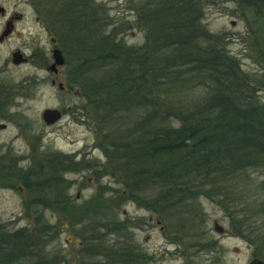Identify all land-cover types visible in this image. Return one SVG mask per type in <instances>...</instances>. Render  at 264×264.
I'll list each match as a JSON object with an SVG mask.
<instances>
[{
  "label": "rangeland",
  "instance_id": "1",
  "mask_svg": "<svg viewBox=\"0 0 264 264\" xmlns=\"http://www.w3.org/2000/svg\"><path fill=\"white\" fill-rule=\"evenodd\" d=\"M73 1L43 8L33 0H0L4 8L0 35L10 18L14 25L0 42V236H13V240L20 236L18 241L29 243L10 264H131L136 256L139 264H249L253 258L264 260L263 240L253 243L249 235L264 236V206L260 204L264 168H248L246 175L221 180L222 190L229 188L232 193L224 202L228 210L198 196L192 202L203 210L204 217L196 219V224L161 219L155 209L142 206L153 202L157 189L144 186L131 192L125 183L127 173L112 171L111 161L127 166L129 158L109 147L108 139L96 132L104 129L102 119L75 79L76 59L80 64L82 58L90 59L93 54H82L81 47L92 28L68 29V17L62 18ZM85 1L76 0L79 6ZM87 1H92L88 8L73 4L74 13L82 10L94 18L107 17L109 21L99 22L100 28L112 32L125 48L147 47L150 40L141 12L172 2ZM188 1L197 8L198 22L213 41L239 64L244 84L250 88L248 94L264 108V33L259 17L241 8L238 0ZM53 48L64 57L56 74L46 70L53 62ZM16 51L27 58L26 63L11 62ZM201 77L178 96L184 100L181 104L201 99L210 90L207 78ZM45 109L62 110L61 119L45 124L41 119ZM133 167L138 168L136 164ZM53 201L58 208L51 206ZM192 202L188 203L191 207ZM242 217L246 219L245 237L235 229ZM215 222L223 228L222 233L214 231ZM45 224L54 226L55 232L43 237Z\"/></svg>",
  "mask_w": 264,
  "mask_h": 264
},
{
  "label": "trees",
  "instance_id": "2",
  "mask_svg": "<svg viewBox=\"0 0 264 264\" xmlns=\"http://www.w3.org/2000/svg\"><path fill=\"white\" fill-rule=\"evenodd\" d=\"M33 2L43 8L63 3ZM238 2L259 17L264 33V0ZM82 3L79 6L73 1L62 18L68 17V29L92 28L81 47L82 54L93 56L82 58L80 64L76 59L74 75L83 85L93 111L102 119L104 129L96 132L108 139L109 147L129 158L127 166L111 161L112 171L127 173L125 183H129L131 192L144 186L157 189L153 202L142 206L155 209L163 220H192V224L196 219L203 220V210L192 202L200 195L228 210L224 202L232 193L229 188L222 190L221 180L246 175L248 168H264V108L248 94L250 88L244 84L239 64L198 22V10L191 1L172 0L160 4L161 8L142 11L140 17L150 40L143 48H125L115 41L112 32L99 26L105 18L109 21L107 17L94 18L82 10L74 13L73 4L88 8L92 1ZM90 73L95 76L90 77ZM201 76L207 78L210 90L201 99L181 104L184 100L178 96ZM260 188L264 189L263 182ZM191 202L192 207L188 204ZM50 204L59 207L54 201ZM260 204L264 206V199ZM245 221L242 217L235 226L244 237L248 235ZM43 229V237L46 232H55L52 225L45 224ZM249 235L255 238H250L253 243L264 242L261 234ZM12 238L0 236V264H10L29 245L18 241L20 236ZM136 257L131 264H139L140 257Z\"/></svg>",
  "mask_w": 264,
  "mask_h": 264
},
{
  "label": "water",
  "instance_id": "3",
  "mask_svg": "<svg viewBox=\"0 0 264 264\" xmlns=\"http://www.w3.org/2000/svg\"><path fill=\"white\" fill-rule=\"evenodd\" d=\"M4 13V8L0 7V14ZM13 29V19L10 18L6 24H5V28L3 30V32L0 35V42H2L4 40L5 37H7L9 35V33L12 31ZM51 43L54 45L55 41L54 39H51ZM51 58H52V63L46 67V70L49 73L52 74H56L58 67L62 66L64 64V57L62 56L61 52L59 49L57 48H53L51 51ZM11 62L14 65H20L21 63H26L27 62V58L24 57L22 55V53H20L19 51L13 52L12 53V59ZM54 80L51 81V84L54 85ZM57 87L60 91L64 90V87L61 83L57 84ZM62 117V113L58 110V109H45L42 113H41V119L42 121L47 124V125H52L54 123H56L57 121H59ZM214 231H216L217 233H222L223 232V228L217 223H214ZM249 264H264V260L260 259V258H253Z\"/></svg>",
  "mask_w": 264,
  "mask_h": 264
},
{
  "label": "flooded vegetation",
  "instance_id": "4",
  "mask_svg": "<svg viewBox=\"0 0 264 264\" xmlns=\"http://www.w3.org/2000/svg\"><path fill=\"white\" fill-rule=\"evenodd\" d=\"M13 18H14V16H13ZM13 27H14V25H13ZM61 113H62V110H59Z\"/></svg>",
  "mask_w": 264,
  "mask_h": 264
}]
</instances>
